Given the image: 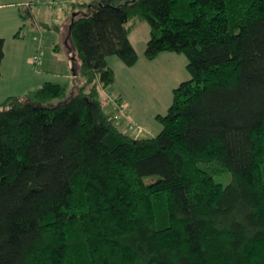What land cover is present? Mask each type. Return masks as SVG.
Segmentation results:
<instances>
[{"label": "trees", "instance_id": "trees-1", "mask_svg": "<svg viewBox=\"0 0 264 264\" xmlns=\"http://www.w3.org/2000/svg\"><path fill=\"white\" fill-rule=\"evenodd\" d=\"M77 8L75 88L0 101V264H264V0ZM140 19L145 56L184 53L191 74L155 136L112 120L107 93L108 57L138 61Z\"/></svg>", "mask_w": 264, "mask_h": 264}, {"label": "rangeland", "instance_id": "rangeland-1", "mask_svg": "<svg viewBox=\"0 0 264 264\" xmlns=\"http://www.w3.org/2000/svg\"><path fill=\"white\" fill-rule=\"evenodd\" d=\"M0 1L10 4L0 7V34L4 38L5 53L0 68V101L11 95L27 94L45 81L67 83L69 91L73 90L76 85L75 55L69 25L73 13L80 10L72 11L73 6L83 0H57L53 6L35 4L34 20L20 15L18 2L21 0ZM68 17L62 30L52 27L61 26ZM150 30L144 19L137 20L132 28L130 38L139 54L135 65L127 66L115 55L108 57L109 64L115 68L116 79L107 93L118 90L123 94L128 114L142 127L139 134L144 136H155L161 131L157 115L167 113L174 88L191 78L184 53L166 51L153 59L145 56ZM40 38L43 55L41 65L36 68L31 60L37 53ZM123 120L122 128L127 130L128 122Z\"/></svg>", "mask_w": 264, "mask_h": 264}, {"label": "built area", "instance_id": "built-area-1", "mask_svg": "<svg viewBox=\"0 0 264 264\" xmlns=\"http://www.w3.org/2000/svg\"><path fill=\"white\" fill-rule=\"evenodd\" d=\"M58 2L57 0H26L23 2H19V5L24 6V7H30V6H34L35 4H41V5H56ZM42 45H43V41L40 38L38 40V48H37V53L34 55V58L31 60L32 64H34V66L37 68L41 65V58L43 55L42 52ZM110 108H115L116 109V113L111 117L112 120L116 121L117 123H121V121L123 119H126L128 122V129L135 133V134H139L142 131V127L132 118L129 117L128 115V111L126 108V105L124 104H119L115 98H110ZM126 130V131H127Z\"/></svg>", "mask_w": 264, "mask_h": 264}, {"label": "crops", "instance_id": "crops-1", "mask_svg": "<svg viewBox=\"0 0 264 264\" xmlns=\"http://www.w3.org/2000/svg\"><path fill=\"white\" fill-rule=\"evenodd\" d=\"M23 1H26V0H22V2ZM9 3H6V2H3V3H1V1H0V7L3 5V6H5V5H8ZM10 5V4H9ZM19 12H20V6H19ZM34 13V12H33ZM71 13V12H70ZM67 11H66V16H67ZM69 16V15H68ZM69 18L70 17H68V19L66 18L64 21H63V23H62V25L61 26H57V25H52V27L54 28V29H56V30H62V28L63 27H66V24L68 23V21H69ZM34 19H35V15H34ZM70 21H71V18H70ZM37 23V22H36ZM0 36L1 37H3L1 34H0ZM131 39V38H130ZM132 41V40H131ZM133 43V42H132ZM114 70H115V68H114ZM112 94H115V95H117V96H119V97H121V99H122V101L124 102V104H127L126 102H125V100H124V96H123V94L120 92V91H118V90H116L114 93H112ZM129 115V114H128ZM129 117L130 118H132L130 115H129ZM133 119V118H132ZM125 122V121H124ZM123 122V123H124Z\"/></svg>", "mask_w": 264, "mask_h": 264}, {"label": "water", "instance_id": "water-1", "mask_svg": "<svg viewBox=\"0 0 264 264\" xmlns=\"http://www.w3.org/2000/svg\"><path fill=\"white\" fill-rule=\"evenodd\" d=\"M76 15V13H73V17Z\"/></svg>", "mask_w": 264, "mask_h": 264}]
</instances>
